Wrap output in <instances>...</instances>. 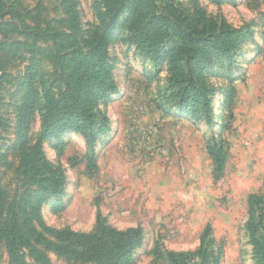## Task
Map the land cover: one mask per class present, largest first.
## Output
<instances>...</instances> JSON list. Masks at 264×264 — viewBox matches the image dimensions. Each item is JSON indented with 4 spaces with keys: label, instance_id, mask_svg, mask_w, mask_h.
Returning a JSON list of instances; mask_svg holds the SVG:
<instances>
[{
    "label": "rangeland",
    "instance_id": "obj_1",
    "mask_svg": "<svg viewBox=\"0 0 264 264\" xmlns=\"http://www.w3.org/2000/svg\"><path fill=\"white\" fill-rule=\"evenodd\" d=\"M114 1L76 0L70 9L63 0H0V22L31 33L0 31V180L8 199L41 232L91 233L98 214L117 230L139 227L141 242L121 264H171L153 251L193 252L207 225L205 245L218 264H260L249 226L261 210L248 197L260 196L264 208V0H152L150 18L159 16V44L167 51L160 59L140 52L129 38V26L144 19L136 0L106 31ZM223 25L243 36L230 57L212 48ZM103 34L116 88L95 96L96 123L107 119L92 146L95 166H89L90 149L80 133L41 136L42 95L34 108L27 145L41 139L48 162L64 176L63 190L43 198L45 182L19 166L23 96L32 86L56 99L73 58ZM190 76L203 78L209 89L210 120L192 119L178 103L176 86ZM219 142L227 157L216 178L208 147ZM34 246L50 264H80L44 244ZM25 256L41 264L29 250ZM0 264H13L4 247Z\"/></svg>",
    "mask_w": 264,
    "mask_h": 264
},
{
    "label": "trees",
    "instance_id": "obj_2",
    "mask_svg": "<svg viewBox=\"0 0 264 264\" xmlns=\"http://www.w3.org/2000/svg\"><path fill=\"white\" fill-rule=\"evenodd\" d=\"M128 1H114L105 25L106 31L114 27L119 14ZM63 2L70 9L74 8L76 4V0H63ZM141 4H144L146 8L141 7ZM151 6L152 0H136L134 2L135 11L140 13L144 19L129 26V38L140 52L148 54L154 59H160L167 55V51L159 44L163 25L158 27L155 25L160 21L159 16L150 18ZM2 7L3 5L0 4V12ZM0 31L31 35L9 22H0ZM242 39L243 36L238 30L223 25L211 41L213 52L217 56L230 57L231 52ZM107 46L108 38L103 34L85 54H77L73 58L71 61L72 72L66 77L64 89L56 99H53L47 91L44 90L41 93L32 86L28 87L23 96L20 119L24 134L21 140L19 166L24 173L38 176L41 178V182H45L43 198L58 194L63 190L64 176L60 168L53 167L48 162L42 150L41 139L36 140L30 147L27 145L34 108L42 95L46 110L41 121V136H60L64 131L71 130L84 137L91 153L89 166L93 168L95 166L93 143L99 132L107 130L105 117H102L99 124L95 121V96L98 90L106 93L116 88L107 61ZM202 79L195 82L190 76L184 85L176 86V93L178 103L192 119H199L204 115L210 120L211 101L207 95L209 89ZM175 81L176 75L170 78L172 85ZM232 92L233 88L231 87L225 91V95L228 97ZM223 126L227 127L228 125ZM208 152L214 164L215 177L220 178L227 153L221 142L209 146ZM248 202L251 206H256L261 210L259 221L252 223L249 228L254 242V250L260 264H264V208L260 205V196L256 194L249 195ZM259 227L261 228L260 233L256 236ZM209 232L210 226L207 225L200 246L193 252H168L166 256L157 249L153 252L157 259L166 257L171 264H196L195 260L197 259L199 260L197 264H211L209 259L213 257V253L208 250L204 241L209 236ZM47 234L52 237L49 238ZM141 238L142 231L139 227L117 230L108 225L100 214L96 216V226L91 233L50 228L41 232L35 227L31 217L25 213L24 209L8 199L7 192L0 180V247L5 248L9 260L13 264H29L25 260V250H29L41 264H50L46 256L36 249L34 244H44L70 263L121 264L127 259L131 249L140 244ZM213 262V264H218L216 256L213 257Z\"/></svg>",
    "mask_w": 264,
    "mask_h": 264
}]
</instances>
